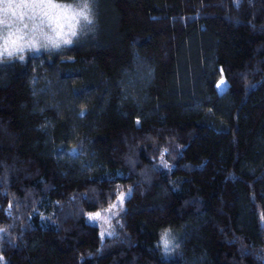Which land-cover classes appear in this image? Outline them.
I'll list each match as a JSON object with an SVG mask.
<instances>
[{
    "label": "trees",
    "instance_id": "1",
    "mask_svg": "<svg viewBox=\"0 0 264 264\" xmlns=\"http://www.w3.org/2000/svg\"><path fill=\"white\" fill-rule=\"evenodd\" d=\"M98 14L72 48L0 65V264H264V0ZM130 188L101 235L87 213Z\"/></svg>",
    "mask_w": 264,
    "mask_h": 264
},
{
    "label": "clouds",
    "instance_id": "2",
    "mask_svg": "<svg viewBox=\"0 0 264 264\" xmlns=\"http://www.w3.org/2000/svg\"><path fill=\"white\" fill-rule=\"evenodd\" d=\"M99 0H0V65L43 52L56 55L98 31ZM30 83H32L30 81ZM164 256L181 244L173 230L159 233Z\"/></svg>",
    "mask_w": 264,
    "mask_h": 264
},
{
    "label": "rangeland",
    "instance_id": "3",
    "mask_svg": "<svg viewBox=\"0 0 264 264\" xmlns=\"http://www.w3.org/2000/svg\"><path fill=\"white\" fill-rule=\"evenodd\" d=\"M219 85L222 88L225 85L224 81H221ZM131 192H132L131 188L125 190L121 192L118 195V197L115 199V201L112 204H110L107 208L87 213L86 215L87 221L97 225L100 229L101 235L103 236L113 235L114 233L113 218L117 214L118 210L124 206V202L130 196ZM173 232L175 234L177 241L179 242L178 233L175 230H173Z\"/></svg>",
    "mask_w": 264,
    "mask_h": 264
},
{
    "label": "snow or ice",
    "instance_id": "4",
    "mask_svg": "<svg viewBox=\"0 0 264 264\" xmlns=\"http://www.w3.org/2000/svg\"><path fill=\"white\" fill-rule=\"evenodd\" d=\"M97 215H99V214H97Z\"/></svg>",
    "mask_w": 264,
    "mask_h": 264
}]
</instances>
